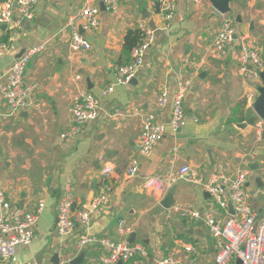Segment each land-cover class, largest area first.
Wrapping results in <instances>:
<instances>
[{
    "label": "crops",
    "instance_id": "obj_1",
    "mask_svg": "<svg viewBox=\"0 0 264 264\" xmlns=\"http://www.w3.org/2000/svg\"><path fill=\"white\" fill-rule=\"evenodd\" d=\"M85 2L40 0L34 19L21 26L0 28V42L7 44V50L0 54V75L30 46L47 45L26 70L25 81L37 84L32 104L10 115L0 95V191L14 209L29 211L39 201L45 203L32 243L18 247V260L13 264L53 263L55 254L60 261L82 257L81 264H101L105 247L97 242L79 248L82 235L130 243L133 233L135 243L145 246L148 255L117 264H155L169 256L182 262L193 259L197 264H213L218 245L206 224L190 223L171 209L208 210L214 203L206 187L178 180L170 186L177 189L174 204L167 209L162 202L170 188L146 190L144 181L151 176L168 178L183 165L201 169L206 179L214 169L236 176L246 168L248 194L257 188L262 190L258 196H250L249 203L258 220L264 217V185L257 182L261 176L264 183V126L261 133L255 126H238L253 112L248 96L259 95L263 80L244 75L237 57L243 37L260 44L264 61V0H232L231 11L225 14L235 18L237 36L224 60L206 55L224 14L211 0H176L171 20L166 19L158 0H119L117 12L97 0L100 28L86 33L92 48L74 53L67 21ZM14 12L19 18L16 3ZM139 24L154 30L155 40L132 83L117 86L102 99L97 119L84 124L79 133L63 138L71 129L72 104L79 90L100 94L116 79V68L131 57V50L125 49V37ZM196 65L199 75L184 100L188 123L177 132L168 126L151 154L142 156L139 143L143 116L153 112L158 120L169 124L177 82ZM78 75L81 80L77 81ZM1 81L5 83L6 78ZM164 86L169 102L160 109L157 98ZM134 158L140 160L139 169L136 175L128 176L126 170ZM105 163L114 166L109 200L91 214L88 226L80 223L69 236H60L56 221L66 189H72L75 209L90 201L102 183ZM255 164L259 165L256 171L250 168ZM228 212L233 213L230 206L228 211L221 209L225 217ZM120 220L132 231L120 233ZM239 261L235 258L229 264Z\"/></svg>",
    "mask_w": 264,
    "mask_h": 264
},
{
    "label": "built area",
    "instance_id": "obj_2",
    "mask_svg": "<svg viewBox=\"0 0 264 264\" xmlns=\"http://www.w3.org/2000/svg\"><path fill=\"white\" fill-rule=\"evenodd\" d=\"M40 0H4L0 1V28L2 25L14 24L21 26L26 20L35 17L36 5ZM200 2V0H195ZM97 0H86L84 7L68 17L67 26L71 29L70 49L74 53L89 51L92 48L91 42L86 37L87 32H94L100 28V8ZM106 8L111 12L119 9V0H103ZM15 3L20 17L15 18ZM160 9L164 12L166 19L171 20L177 9L176 0H158ZM223 19L220 28L208 45L206 55L214 59L224 60L229 56V46L234 41L235 18L227 14H222ZM139 29L143 33L142 41L132 50L129 62L119 65L116 68V79L100 94L90 90L81 89L72 104V126L68 133L62 135L63 138L79 133L84 124L99 117L102 99L113 93L117 86L129 85L136 77L139 69L143 65L147 50L155 40V31L139 24ZM1 31V30H0ZM241 47L239 49L238 61L240 71L252 79H260V72L263 70L264 61L259 43L240 37ZM47 45L45 42L30 46L25 52L0 75V95L8 107L9 114L15 115L32 104V95L37 89V84L25 81L26 70L35 55L41 54ZM7 50V44L0 42V54ZM204 57V56H203ZM252 63L253 66H249ZM177 82V91L173 99V108L169 124L158 120L153 112L143 116L140 153L142 156L151 154L156 143L164 136L168 126L173 132L184 128L188 123L184 100L198 77L197 65ZM6 82L2 83V79ZM81 80V75L76 77ZM258 95L251 93L248 96L250 104H254ZM169 93L164 86L157 98V106L162 109L168 105ZM194 121H199L193 117ZM264 126V118H257L255 127L261 133ZM101 158L103 156L101 155ZM139 159L134 158L130 162L126 174L134 176L139 169ZM114 172V166L105 163L102 167V183L98 193L87 202H83L77 209L74 207V195L71 188H67L62 197L56 221V231L60 236H69L77 226H88L91 214L99 207L104 206L109 200L112 191L110 176ZM248 169H240L236 176H230L219 168L214 169L206 179L199 168L183 165L168 178L161 176L147 177L144 181V189L154 191H167L173 183L178 180L187 181L203 185L213 198V206L202 212L196 209H181L173 206L171 209L180 213L182 217L190 223L202 221L208 227L211 235L216 239L218 251L213 264H229L232 259L241 260L242 264H264V217L258 220V216L253 212L249 203L250 196H258L262 193L260 188L254 189L250 194L247 190ZM230 203L234 205V212L228 216H223L221 209L228 211ZM45 207L44 201H39L34 210H20L12 208L3 191H0V264L16 263L18 260L17 249L19 246H28L32 243L35 235V226L39 215ZM118 231L126 234L132 228L120 220ZM100 242L106 249V254L101 258V264H117L119 261H129L137 256H147L148 251L145 246L126 241L117 242L107 237H97L91 234L82 235L78 246L83 248L88 244ZM192 251L191 247L187 248ZM70 259L60 261L59 264H68ZM54 264V263H47ZM155 264H197L193 259L187 261H177L172 256L162 260H156Z\"/></svg>",
    "mask_w": 264,
    "mask_h": 264
},
{
    "label": "water",
    "instance_id": "obj_3",
    "mask_svg": "<svg viewBox=\"0 0 264 264\" xmlns=\"http://www.w3.org/2000/svg\"><path fill=\"white\" fill-rule=\"evenodd\" d=\"M213 3V6L221 13H228L231 11V7H230V3L232 2V0H211ZM103 6H105L104 4H102ZM237 20L239 22H241L240 16L237 18ZM4 26V25H3ZM237 35H235L236 37ZM260 76L263 80V86H261L259 88V95L256 99V101L253 104V112L251 113V115L246 119L245 122L238 124L239 127H241L242 129H252L255 124H256V120L257 118H264V69L260 72ZM133 81V80H132ZM131 81V83H132ZM250 168L254 171L258 170L259 165L255 164V165H250ZM257 182L259 184V186H263V177H258L257 178ZM176 186H173L169 189V193L168 196L165 197L164 201L162 202V206L164 208H170L173 204V195L176 193ZM230 207L232 208L233 212H234V205L233 203H231ZM136 241V235L133 233L131 235V239H130V243H135ZM54 258L52 259V262L54 264H59L60 263V258L58 254H55L53 256ZM83 262V258L82 257H74L72 259H70L69 264H81ZM118 263H122V261H119ZM240 264H242L241 260L239 261ZM90 264V263H88Z\"/></svg>",
    "mask_w": 264,
    "mask_h": 264
},
{
    "label": "trees",
    "instance_id": "obj_4",
    "mask_svg": "<svg viewBox=\"0 0 264 264\" xmlns=\"http://www.w3.org/2000/svg\"><path fill=\"white\" fill-rule=\"evenodd\" d=\"M142 39L143 33L139 28L130 30L125 37V49L131 50L130 52L132 53V50L142 41Z\"/></svg>",
    "mask_w": 264,
    "mask_h": 264
}]
</instances>
